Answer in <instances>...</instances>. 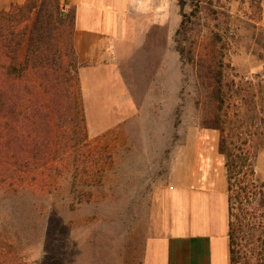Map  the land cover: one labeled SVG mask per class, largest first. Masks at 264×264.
Wrapping results in <instances>:
<instances>
[{
    "label": "rangeland",
    "instance_id": "obj_1",
    "mask_svg": "<svg viewBox=\"0 0 264 264\" xmlns=\"http://www.w3.org/2000/svg\"><path fill=\"white\" fill-rule=\"evenodd\" d=\"M176 3L183 31L172 39L159 33L167 47L165 79L148 72L127 79L137 110L130 111L129 96L117 101L104 95L106 88L90 89L85 110L83 97L81 102L87 117L81 151L56 157L43 174V167L30 166L18 192L0 188V264H142L158 191L189 172L194 132L214 130L203 123L215 103L198 60L212 50V41L223 73L225 135L233 145L247 142L242 147H251L256 178L264 183V0ZM76 40L75 27L72 45L80 68ZM170 40L179 68L169 56ZM5 61L0 57V65ZM26 74L36 87V74ZM0 86L13 90L2 70ZM17 87L23 95V83ZM152 88L160 91L156 98L136 95ZM113 105L122 112L107 128L116 119ZM234 207L239 264H264V196L246 210Z\"/></svg>",
    "mask_w": 264,
    "mask_h": 264
},
{
    "label": "crops",
    "instance_id": "obj_2",
    "mask_svg": "<svg viewBox=\"0 0 264 264\" xmlns=\"http://www.w3.org/2000/svg\"><path fill=\"white\" fill-rule=\"evenodd\" d=\"M25 1L0 0L4 4L0 12ZM62 3L65 11L72 7L76 13L84 110L90 89L105 88L104 95L118 97L117 101L129 96L126 102L130 111L137 110L138 103L127 79L147 77L144 75L147 72L165 79L167 47L163 37L159 40V33H168L172 39L179 29L182 19L176 0H62ZM170 48L173 49L172 41L169 56L179 68L180 57ZM156 89L142 90L136 95L156 98L160 92ZM143 102L141 98L140 104ZM118 112L122 111L115 110L116 119L107 128L117 123ZM194 133V160L189 172L156 195L142 264H231L228 180L225 158L219 151V135L216 130Z\"/></svg>",
    "mask_w": 264,
    "mask_h": 264
},
{
    "label": "trees",
    "instance_id": "obj_3",
    "mask_svg": "<svg viewBox=\"0 0 264 264\" xmlns=\"http://www.w3.org/2000/svg\"><path fill=\"white\" fill-rule=\"evenodd\" d=\"M75 21V9L64 11L60 0H27L24 6L0 14V57L6 58L0 70L13 89L7 92L0 86L1 189L18 192L19 178L26 170L31 172L30 166L43 167V174L56 157L78 154L80 144L86 141L79 66L72 45ZM213 44L206 56L198 58L205 73L202 79L210 85V100L215 103L203 123L221 132L219 151L226 157L229 191L231 264H239L234 206L253 205L254 199L264 196V183L256 178L254 153L251 147L244 148L247 142L244 147L233 145L225 135L223 73ZM177 50L184 59V49ZM29 70L36 74V87L28 80ZM21 83L23 95L17 90Z\"/></svg>",
    "mask_w": 264,
    "mask_h": 264
}]
</instances>
